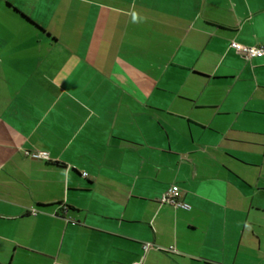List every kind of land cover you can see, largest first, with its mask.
Wrapping results in <instances>:
<instances>
[{"label":"crops","instance_id":"crops-1","mask_svg":"<svg viewBox=\"0 0 264 264\" xmlns=\"http://www.w3.org/2000/svg\"><path fill=\"white\" fill-rule=\"evenodd\" d=\"M232 41L264 0H0V264H264V55Z\"/></svg>","mask_w":264,"mask_h":264},{"label":"built area","instance_id":"built-area-1","mask_svg":"<svg viewBox=\"0 0 264 264\" xmlns=\"http://www.w3.org/2000/svg\"><path fill=\"white\" fill-rule=\"evenodd\" d=\"M230 46L238 53L241 57L246 60H250L255 57H261L264 55L263 45H244L236 41H232ZM32 158L47 159L48 154L45 151H31L27 152ZM181 189L178 185L172 184L169 188L160 196L158 201L162 204H169L174 208L189 209V204L180 199ZM32 214H36V210H32ZM149 244L144 245V249H147ZM133 264H141L135 262Z\"/></svg>","mask_w":264,"mask_h":264},{"label":"rangeland","instance_id":"rangeland-1","mask_svg":"<svg viewBox=\"0 0 264 264\" xmlns=\"http://www.w3.org/2000/svg\"><path fill=\"white\" fill-rule=\"evenodd\" d=\"M249 172H250V177L251 178H256L257 180L259 179L260 181H259V183H263V181H264V169L263 170H261L259 167L257 168H251L250 170H249ZM257 191V203L259 204V205H262V206H264V193H263V191H261V190H258V188L256 189Z\"/></svg>","mask_w":264,"mask_h":264},{"label":"trees","instance_id":"trees-1","mask_svg":"<svg viewBox=\"0 0 264 264\" xmlns=\"http://www.w3.org/2000/svg\"><path fill=\"white\" fill-rule=\"evenodd\" d=\"M18 11V10H17ZM20 13V12H19ZM20 15H22L25 19H28L25 15H23L22 13H20ZM66 206L63 208V209H65L66 210Z\"/></svg>","mask_w":264,"mask_h":264}]
</instances>
